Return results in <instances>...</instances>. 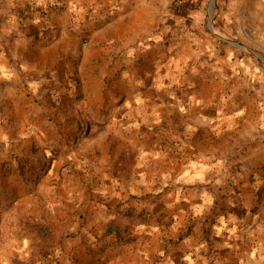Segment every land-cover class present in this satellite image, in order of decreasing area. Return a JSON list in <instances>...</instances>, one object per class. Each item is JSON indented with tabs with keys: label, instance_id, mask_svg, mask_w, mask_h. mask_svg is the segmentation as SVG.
Masks as SVG:
<instances>
[{
	"label": "crops",
	"instance_id": "crops-1",
	"mask_svg": "<svg viewBox=\"0 0 264 264\" xmlns=\"http://www.w3.org/2000/svg\"><path fill=\"white\" fill-rule=\"evenodd\" d=\"M204 4L0 0V182H22L1 171L11 155L41 160L43 168L59 140L103 121L101 107L112 115L105 139L121 136L106 161L126 171L122 181L107 175L105 182H87L93 200L81 185L74 197L61 196L71 209L60 206L62 218L53 223L73 234L59 250L73 253L76 264H97L96 241L118 207L147 218L123 220L134 240L109 245L106 264H264V0H217L213 23L230 40L206 25ZM109 9L115 12L84 44L80 31L94 24L85 23L89 10L100 22L104 15L96 12ZM114 51H122L118 66L124 67L117 83L105 88L103 76L112 69H102L98 59ZM135 56L145 61L140 76L129 62ZM76 58L83 99L62 104L61 92L53 93L54 70ZM88 58L96 59L89 68ZM151 124H183L187 147L180 159L149 145L129 146L139 133L149 138ZM69 152L77 167L88 155ZM62 161L45 168L51 172L43 177L51 178ZM76 205H89L88 228L80 226Z\"/></svg>",
	"mask_w": 264,
	"mask_h": 264
},
{
	"label": "rangeland",
	"instance_id": "rangeland-1",
	"mask_svg": "<svg viewBox=\"0 0 264 264\" xmlns=\"http://www.w3.org/2000/svg\"><path fill=\"white\" fill-rule=\"evenodd\" d=\"M204 1L205 8L203 20H205V23L208 26L207 20L209 14L206 7L209 5V0ZM216 5L217 0H215L212 20H218ZM53 7L55 8V6H52L51 8ZM57 8L62 11L63 5H59ZM114 10L115 9H109L108 11H101V13L96 12L97 17L104 15L100 22L98 21V18L95 19L90 12L91 10H89L88 15L86 16L87 21H85V23H88V20H92L94 24L90 27L87 26V29L80 31L84 44L89 43L93 31H97L105 25L106 20L103 21L102 19L107 18L111 12H115ZM210 33L214 38L219 40V38H217L211 31ZM36 34L38 36L37 38L41 36L39 32ZM143 43L144 45L141 42H138L136 46L143 45L147 49V47L151 45L146 40ZM121 52L122 51H114L109 59H106L104 56L98 59V64H102V69H112V73L103 76L104 87L106 86L107 88H110V86H114L117 83L119 73L122 67H124L123 63L120 67L118 66L119 62L122 60V58H120ZM65 60H67L68 65L63 64V61ZM95 61L96 59H86V67L89 68L90 64H94ZM79 62V58L73 60L64 59L58 63V66H68L70 70L75 73V77L78 80V88L75 89L76 93H74V95L78 93L81 94L79 100H82L83 94L80 87L83 84V78L82 75L79 74ZM129 62L133 66L132 68L138 71L137 75H142L145 61L135 56L134 58H131ZM88 78L89 77H85L86 80ZM100 111V114L104 117L103 121L86 123L81 129L82 131L79 130L76 136L73 135L65 141L59 140V145H57V150L59 151L50 154L46 162L43 164V168L40 166L41 160L35 161V159L20 156L18 154H13L9 159L2 162L1 171L3 172V175L11 174L22 182H8L7 178H1L0 264H16L17 262L26 261L23 260L26 257H29L28 262H31L32 264H76V257L73 253L69 255L67 252L61 253L59 250L61 249L59 247L63 244V241L72 239L73 234H63V230L65 229L60 227L61 224L53 223L58 217L62 218L61 207L62 209H71L70 204L61 199V196L65 195L67 198L70 196L74 197L73 191L80 189L81 185V189L85 191L87 197H91L90 200H93V192H90V189L87 187V182H105L107 180V175H109V177L112 176L113 180L122 181L121 177L126 174L125 170H119L113 165L114 163L110 164L111 161H106L107 158L110 157V152L113 148L120 147L119 143H121V136L118 137V140H115L112 143L105 139L104 130L105 127L108 126V123L106 122L109 121L112 115L110 110L105 107L99 108L98 112ZM90 126L93 130L92 133L88 130V127ZM148 131L151 135L149 134V138L147 139V135L142 133L129 138V146L141 148L142 146L149 145L160 153L163 152L168 154V156L171 153L170 157L175 156V153L178 154L179 159L182 157L181 152H184L187 147L185 136L183 135V124H179V126L176 127L170 124H151ZM79 149H81V152H85V154L88 155L81 157L82 166L77 167L75 162H77L78 165V159L73 162L70 156H68V152L70 150L69 153H73L75 150ZM61 150L63 151L61 152ZM89 151L95 153L92 157V159H95L94 161L91 160V153ZM119 157L121 158V154ZM59 158H62L63 161L59 165L53 166L51 178L43 177L46 173L48 174L51 172L48 169H52L51 164H57V159L59 160ZM28 159L35 162L36 168L33 169L32 164ZM105 167H107V169H105ZM33 171L34 174H32ZM44 178H46L45 182L43 181ZM108 180H110V178H108ZM57 201H59V203ZM75 208L77 211H82L79 214L77 213V216L80 217V226L88 228L92 220L89 218L88 214L89 205H78ZM59 211L60 213L58 214ZM83 213L84 215H82ZM28 220L34 223L52 226L53 235H46V240L41 242L40 237L26 226ZM107 247L108 246H105L101 251L98 248L96 253L94 251L97 264H106V262L109 261L111 254L108 252L109 250Z\"/></svg>",
	"mask_w": 264,
	"mask_h": 264
},
{
	"label": "trees",
	"instance_id": "trees-1",
	"mask_svg": "<svg viewBox=\"0 0 264 264\" xmlns=\"http://www.w3.org/2000/svg\"><path fill=\"white\" fill-rule=\"evenodd\" d=\"M63 64H67V60L63 61ZM54 72L53 79H55L57 82L55 84V91L53 93L57 94L58 91L61 92L59 95L60 102L67 105L79 100L81 98V94L78 93L74 95L71 92L73 87L75 89L78 88V80L75 77V73L71 71L68 66H58L55 68ZM28 161L32 164L33 169L36 168L34 161L31 159H28ZM32 174H34V171ZM146 218V213L136 212L133 207L116 208L115 217L109 219L107 222V230L105 234L101 239H97L96 241L100 251L103 250L105 246H117L119 244L128 243L134 240V237L128 235L129 228L126 224H123V220L127 221L128 223H141L146 221ZM26 226L40 237L41 242L46 240V235H53L52 226L34 223L29 220L27 221ZM92 253L94 255V252ZM16 264L32 263L28 261H21L17 262Z\"/></svg>",
	"mask_w": 264,
	"mask_h": 264
},
{
	"label": "water",
	"instance_id": "water-1",
	"mask_svg": "<svg viewBox=\"0 0 264 264\" xmlns=\"http://www.w3.org/2000/svg\"><path fill=\"white\" fill-rule=\"evenodd\" d=\"M215 6V0H209V5H208V26L211 28V30L219 37L230 40L226 35H224L222 32L218 30V28L214 25L213 20H212V13L214 10Z\"/></svg>",
	"mask_w": 264,
	"mask_h": 264
}]
</instances>
